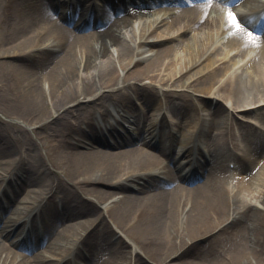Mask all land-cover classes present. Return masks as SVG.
I'll return each instance as SVG.
<instances>
[{"label": "bare ground", "instance_id": "obj_1", "mask_svg": "<svg viewBox=\"0 0 264 264\" xmlns=\"http://www.w3.org/2000/svg\"><path fill=\"white\" fill-rule=\"evenodd\" d=\"M232 1L0 0V264H264V0Z\"/></svg>", "mask_w": 264, "mask_h": 264}, {"label": "rangeland", "instance_id": "obj_2", "mask_svg": "<svg viewBox=\"0 0 264 264\" xmlns=\"http://www.w3.org/2000/svg\"><path fill=\"white\" fill-rule=\"evenodd\" d=\"M158 6H166V4L165 3H162V5L159 3L158 4ZM167 6H172V4H168ZM150 8V10H152L153 8L152 7H149ZM99 25V24H98ZM97 25V26H98ZM101 25V24H100ZM97 26H95L94 27V29H97L98 27ZM90 29H83L80 33H84V32H87V31H89ZM209 101H211V100H208L207 102L211 105V108L212 109H217L218 107H220L219 109H225V105L223 104V102H222V104H223V106H224V108H221V101H220V103H211V102H209ZM237 121H239V120H241L239 117H237V119H236ZM256 128H258L259 129V127H256ZM229 152H231V151H233L234 150V152L236 151L235 150V147H233V145H229L228 146V149H227ZM171 156V155H170ZM263 156H264V153H263ZM6 160V159H5ZM7 212V211H6ZM4 215H6L5 213H4ZM1 222V221H0ZM13 239V237L11 236L10 238H6L5 236H2V237H0V241H2V242H5V243H9V241H11ZM21 248L22 247H19V246H17V248H15V250H17V251H19V252H21L22 250H21ZM34 249H36V248H34ZM193 252H195V250L192 248V249H190V251H189V253L190 254H192ZM124 261L125 262H129V260L128 259H124ZM153 264V263H152Z\"/></svg>", "mask_w": 264, "mask_h": 264}, {"label": "snow or ice", "instance_id": "obj_3", "mask_svg": "<svg viewBox=\"0 0 264 264\" xmlns=\"http://www.w3.org/2000/svg\"><path fill=\"white\" fill-rule=\"evenodd\" d=\"M228 20L230 23H232L234 25L236 18L232 13H228Z\"/></svg>", "mask_w": 264, "mask_h": 264}]
</instances>
